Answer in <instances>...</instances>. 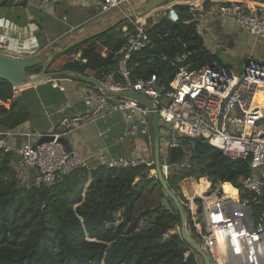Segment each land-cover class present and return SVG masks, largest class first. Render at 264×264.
Returning a JSON list of instances; mask_svg holds the SVG:
<instances>
[{
	"label": "built area",
	"instance_id": "2783aa9c",
	"mask_svg": "<svg viewBox=\"0 0 264 264\" xmlns=\"http://www.w3.org/2000/svg\"><path fill=\"white\" fill-rule=\"evenodd\" d=\"M102 13L117 11L128 24L122 30L126 45L119 53V75L110 74L100 81L115 93H139L149 98L157 107L163 133L172 143L180 138L204 140L206 144L222 151L231 161L248 160L252 174L239 176L235 182L212 181L207 176L190 178L178 184V193L185 210L187 224L194 228L198 242L210 256L212 264H264V116L255 97L264 93V63L248 57L244 71L237 75L229 68L213 65L192 69L185 64L186 56L178 58L181 64L169 87H163L156 75L149 79L132 81L128 62L134 53L153 49L155 44L148 28L161 17L172 23L180 22L176 4L146 13L136 12V0H96ZM15 4L33 5L34 1L14 0ZM40 9L49 0L35 1ZM197 33L204 37L203 11L205 1L185 3ZM214 8H208L209 16H221L233 21L238 27L249 31L257 39L264 40V2L249 0H220ZM7 39L0 48L7 51ZM84 87V103L89 108L107 113L122 112L131 123L126 135L151 138L150 120L152 111L138 101L105 94L100 88L79 81ZM62 130L52 127L48 133L25 134L26 142L14 149L7 140L10 133L0 135V153H15L14 169L22 185L38 188L51 186L80 169L92 172L99 168L128 169L146 167L149 179L157 180L155 160L133 155L113 157L105 152L83 157L77 151H66L58 142L60 137L76 129L79 122L65 120ZM46 135L52 142L36 145ZM192 156V150H185ZM161 170L168 179L170 166L168 151L164 149ZM198 179V182L195 180ZM206 181L204 194L193 193L195 185ZM226 186L230 191H226ZM122 219L117 215L116 225ZM189 228V227H188ZM172 236L170 231L166 238Z\"/></svg>",
	"mask_w": 264,
	"mask_h": 264
},
{
	"label": "trees",
	"instance_id": "16d2710c",
	"mask_svg": "<svg viewBox=\"0 0 264 264\" xmlns=\"http://www.w3.org/2000/svg\"><path fill=\"white\" fill-rule=\"evenodd\" d=\"M201 1H173L180 22L163 17L148 28L155 47L132 54L128 62L132 81L156 75L163 87H169L181 65L175 62L184 56L192 69L224 67L220 56L206 47L184 5ZM203 1L205 7L210 6L209 0ZM126 24L123 21L119 27ZM112 34L89 41L81 61L66 69L86 76L90 70L101 80L115 74L121 82L119 53L126 40ZM98 40L110 50L106 57L99 51ZM30 118L22 97L14 98L12 85L0 79V128L14 131ZM196 141L197 156H186L170 167L168 183L175 192L185 179L207 176L214 182L233 183L239 176L252 174L248 160L231 161L204 140ZM15 160V153H0V264H204L181 237L166 238L180 226V214L158 180L137 181L149 173L148 168L80 169L51 186L38 188L21 184L13 167ZM155 189L169 200L170 209L159 203L137 211L145 193ZM117 215L122 219L119 225ZM189 231L198 241L191 225Z\"/></svg>",
	"mask_w": 264,
	"mask_h": 264
},
{
	"label": "crops",
	"instance_id": "0c3cea01",
	"mask_svg": "<svg viewBox=\"0 0 264 264\" xmlns=\"http://www.w3.org/2000/svg\"><path fill=\"white\" fill-rule=\"evenodd\" d=\"M13 1L0 0V42L7 39L9 45L7 51L0 48V54L17 59L41 60L39 66L28 71L30 76H36L41 71L42 65L54 51L64 49L73 42L82 41L75 46H78L77 49L68 53L69 56L55 57L49 68L50 73L70 71L66 66L81 61L89 41L104 33L119 31L120 28L117 27L123 22L117 11L102 13L96 0H49L43 9L35 3L39 0H31L34 1L33 5H19ZM143 1L136 0L138 5L136 8L142 5ZM209 1L210 6L204 9L202 14L206 47L217 54L219 47L232 44L238 48L243 45L246 38H249L252 45L249 47L248 57L264 63V40L257 39L229 19L209 16L206 13L208 8H214L220 0ZM166 7H160L156 11L160 12ZM221 42L224 46L220 44ZM97 43L100 53L104 48L105 53L102 56L106 57L105 54L110 50L99 40ZM86 74L99 81L104 80L97 78L90 70H87ZM13 91L14 98L22 97L31 114L28 124L14 131L0 128V135L11 134L7 136V140L15 150L26 142L25 134L48 133L52 127L62 130L63 121L76 120L79 126L71 130L66 138L72 149L81 156L90 157L105 152L113 157L138 155L154 159V135L151 127L152 136L148 139L126 135L131 128L126 115L122 112L108 114V108L101 112L87 107L83 100L84 87L74 78L65 76L51 78L32 88L19 91L13 88ZM258 99L264 100V93L258 96ZM261 105L263 106V103ZM164 199L160 189L146 192L136 206L137 211L152 209ZM171 232L173 234L175 231Z\"/></svg>",
	"mask_w": 264,
	"mask_h": 264
},
{
	"label": "water",
	"instance_id": "95a60500",
	"mask_svg": "<svg viewBox=\"0 0 264 264\" xmlns=\"http://www.w3.org/2000/svg\"><path fill=\"white\" fill-rule=\"evenodd\" d=\"M173 0H144L142 5L137 7L135 10L137 13H146L153 10H156L160 7H163L165 4L169 3ZM177 1V0H174ZM183 2H187L189 0H180ZM82 41H76L72 44L68 45L64 49L59 51H54L52 55H49L48 60L42 65L41 71L36 76H30L28 71L37 67L41 64V60L39 59H17L11 56H7L4 54H0V79L6 81L12 85V87L16 90H26L28 88H32L39 83L46 81L47 79L56 78V77H70L74 78L78 81H82L87 84H91L100 88L105 94L113 97H124L130 98L138 101L141 105L149 108L152 111V120L150 122V127L153 130V148H154V160H155V170L157 173V180L159 181L161 187L164 192L168 196V198L172 201L173 205L176 207L180 214L181 224L180 226H175L173 230L175 231L172 234V239L181 237L184 241L188 242L193 251H195L202 259L204 264H212L210 256L205 252L202 248L201 244L192 236L189 231L187 219L185 215L184 207L181 203V200L177 193L172 190L169 186L168 179L164 177L161 170V159L164 153V149L168 151V164L169 166H174L180 164L183 159L186 157V152L182 144L188 143L191 146V150L193 152V156L196 157V147L197 141L194 140H177L175 142L176 145L172 147H166L165 142L172 143L171 140L163 133L162 124L160 122L158 107L147 97L139 94V93H115L107 89L99 80L89 77L86 75H82L73 71H62V72H49V68L52 65L55 57L63 55L67 53L70 49L74 48L76 45L81 43ZM54 140L53 136L46 135L37 141L36 145H42L48 142H52ZM162 141L164 142V148L162 147ZM61 143L66 151H72V147L69 143V140L66 137H60L58 140ZM205 142V141H204ZM206 143V142H205ZM163 148V149H162ZM149 176L147 173H143L137 181L147 180ZM162 205L166 209H170L171 204L169 200L165 198L162 201Z\"/></svg>",
	"mask_w": 264,
	"mask_h": 264
},
{
	"label": "rangeland",
	"instance_id": "374dc122",
	"mask_svg": "<svg viewBox=\"0 0 264 264\" xmlns=\"http://www.w3.org/2000/svg\"><path fill=\"white\" fill-rule=\"evenodd\" d=\"M173 1H170L169 3H167L165 5L168 7V6H170L171 4L174 3ZM165 5L163 7H166ZM117 28L119 29L120 27H117ZM121 29H122V27L119 29V31H116V32H115V30H113V34L112 35H117L121 39H124V37H125L124 34L127 31H124V30H121ZM220 44H222L224 46L223 42H221ZM251 45H252V41L249 38H246L244 40L243 45H240L238 48L234 47L232 44L226 45L224 47H219L217 49V54L220 56L222 64H223L224 67L229 68L235 74L240 75L244 71L243 70L244 69V63L246 61V58L248 57L249 47H251ZM101 52H102L101 55L105 53L104 48L101 49ZM107 55H108V53L105 54V56H107ZM66 56H69V55H66ZM149 120L150 121L152 120V116L149 117ZM177 138H178V140H189V139H186V138H180L179 136H177ZM182 146L184 147L185 150H191V146L188 143H184V144H182ZM162 147L164 148V142L163 141H162ZM195 180L198 182V179H195ZM199 180H200V178H199ZM190 225L191 224H190V220H189L188 227Z\"/></svg>",
	"mask_w": 264,
	"mask_h": 264
},
{
	"label": "bare ground",
	"instance_id": "6f19581e",
	"mask_svg": "<svg viewBox=\"0 0 264 264\" xmlns=\"http://www.w3.org/2000/svg\"><path fill=\"white\" fill-rule=\"evenodd\" d=\"M16 90H18L19 91V89H16ZM262 93H259V94H257L256 95V99H255V101H256V104H257V106H259V107H262L261 109H262V112H264L263 110H264V100H260V99H258V96H260ZM261 103H263V106L261 105ZM263 114V116H264V113H262ZM206 185H207V183H206V181L204 180V181H202L200 184H198V185H195L194 183H191L190 185H188L189 187H192V191H193V193H197V194H204L205 192H206ZM226 191H230V187H228V186H226Z\"/></svg>",
	"mask_w": 264,
	"mask_h": 264
}]
</instances>
